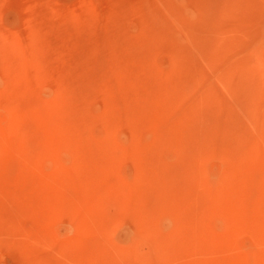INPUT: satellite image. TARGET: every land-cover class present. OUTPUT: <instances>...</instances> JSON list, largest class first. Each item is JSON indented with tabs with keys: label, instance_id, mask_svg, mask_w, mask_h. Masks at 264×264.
<instances>
[{
	"label": "rangeland",
	"instance_id": "rangeland-1",
	"mask_svg": "<svg viewBox=\"0 0 264 264\" xmlns=\"http://www.w3.org/2000/svg\"><path fill=\"white\" fill-rule=\"evenodd\" d=\"M0 264H264V0H0Z\"/></svg>",
	"mask_w": 264,
	"mask_h": 264
},
{
	"label": "bare ground",
	"instance_id": "bare-ground-1",
	"mask_svg": "<svg viewBox=\"0 0 264 264\" xmlns=\"http://www.w3.org/2000/svg\"><path fill=\"white\" fill-rule=\"evenodd\" d=\"M143 2V1H142ZM145 9H146V7H145ZM140 10V9H139ZM153 15V14H152ZM148 16V15H147ZM154 16V15H153ZM150 18V17H149ZM146 20V19H145ZM155 21V20H154ZM152 22V21H151ZM146 24V23H145ZM144 27V26H143ZM147 28V27H146ZM143 29V28H142ZM142 29H140V30H142ZM149 30V29H148ZM145 53V52H144ZM133 57V56H132ZM143 57V56H142Z\"/></svg>",
	"mask_w": 264,
	"mask_h": 264
}]
</instances>
